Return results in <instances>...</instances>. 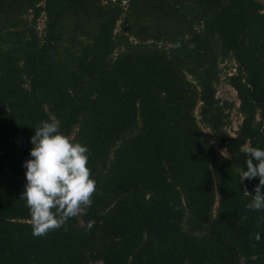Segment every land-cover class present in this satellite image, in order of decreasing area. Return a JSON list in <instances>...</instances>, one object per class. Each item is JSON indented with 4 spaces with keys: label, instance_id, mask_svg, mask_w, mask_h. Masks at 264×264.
<instances>
[{
    "label": "trees",
    "instance_id": "16d2710c",
    "mask_svg": "<svg viewBox=\"0 0 264 264\" xmlns=\"http://www.w3.org/2000/svg\"><path fill=\"white\" fill-rule=\"evenodd\" d=\"M146 16L177 24L155 53L123 35ZM225 60L234 134L215 96ZM43 121L90 149L97 191L35 237L23 164ZM248 147L264 150V0H0V264H264Z\"/></svg>",
    "mask_w": 264,
    "mask_h": 264
},
{
    "label": "clouds",
    "instance_id": "9594fccd",
    "mask_svg": "<svg viewBox=\"0 0 264 264\" xmlns=\"http://www.w3.org/2000/svg\"><path fill=\"white\" fill-rule=\"evenodd\" d=\"M30 140L33 148L31 159L23 164L27 183L21 199L26 201L30 212L32 235L42 237L65 226L69 219L86 215L97 183L91 178L88 167L90 149L65 136L58 122H41ZM246 153L250 158L246 161L247 170L242 172L241 183L259 178L255 195L246 207L264 210V150L248 147ZM246 219L241 217L239 222L243 224ZM94 224L95 221L90 220L87 229L91 230ZM254 239L259 242L260 234H255Z\"/></svg>",
    "mask_w": 264,
    "mask_h": 264
},
{
    "label": "rangeland",
    "instance_id": "374dc122",
    "mask_svg": "<svg viewBox=\"0 0 264 264\" xmlns=\"http://www.w3.org/2000/svg\"><path fill=\"white\" fill-rule=\"evenodd\" d=\"M145 21H143L140 17H138L131 25V28L123 33L126 37V41L133 44L135 49L141 50L146 49L147 53H155L156 49L155 45L157 44L156 36L160 34L162 28H176L177 24L173 21H162L157 19L156 17L146 16L144 17ZM38 29L39 31L44 26V17H41L38 21ZM135 24V25H134ZM129 23L126 25L128 26ZM121 26L119 22L116 25V30L120 29ZM161 35V34H160ZM234 63L232 60H225L223 62H219L217 66L218 71V82L216 84V94L215 96L224 104H226L227 112L229 114L230 124L227 126V129L230 134H234L236 129L238 128L241 120L242 114L239 111L238 105L239 100L237 97L236 90L227 82V76L233 71ZM198 109H195V113L197 114ZM202 126V130L204 135L209 139V141L219 148V139L214 133L204 124H200ZM219 150L226 154L225 151L221 148ZM88 264H101L100 261L90 262Z\"/></svg>",
    "mask_w": 264,
    "mask_h": 264
}]
</instances>
